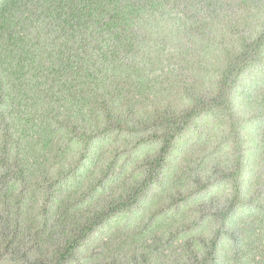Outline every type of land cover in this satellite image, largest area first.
I'll list each match as a JSON object with an SVG mask.
<instances>
[{
    "label": "trees",
    "instance_id": "trees-1",
    "mask_svg": "<svg viewBox=\"0 0 264 264\" xmlns=\"http://www.w3.org/2000/svg\"><path fill=\"white\" fill-rule=\"evenodd\" d=\"M0 264H264V0H0Z\"/></svg>",
    "mask_w": 264,
    "mask_h": 264
}]
</instances>
